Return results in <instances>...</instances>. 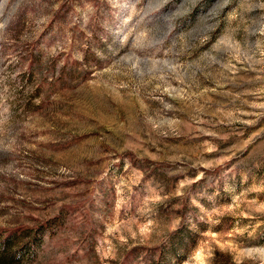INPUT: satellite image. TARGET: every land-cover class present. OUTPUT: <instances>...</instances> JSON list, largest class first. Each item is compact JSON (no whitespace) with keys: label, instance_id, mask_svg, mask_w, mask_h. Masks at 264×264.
Here are the masks:
<instances>
[{"label":"rangeland","instance_id":"1","mask_svg":"<svg viewBox=\"0 0 264 264\" xmlns=\"http://www.w3.org/2000/svg\"><path fill=\"white\" fill-rule=\"evenodd\" d=\"M186 229L171 264H264V0H0L16 264H152Z\"/></svg>","mask_w":264,"mask_h":264},{"label":"trees","instance_id":"2","mask_svg":"<svg viewBox=\"0 0 264 264\" xmlns=\"http://www.w3.org/2000/svg\"><path fill=\"white\" fill-rule=\"evenodd\" d=\"M16 237L17 233H14L0 242V264H16L19 261L17 255L13 251ZM190 239L192 241L195 240L193 236H191L190 231L187 229L185 231H180L171 239L170 248L167 251L169 254L166 255V252H161V258L153 261L152 264H171L172 260L169 257L171 254L177 261L181 260L182 254L186 248L185 245H187Z\"/></svg>","mask_w":264,"mask_h":264}]
</instances>
